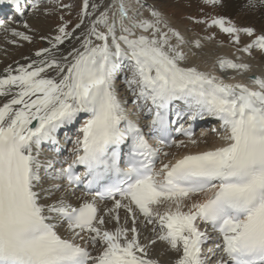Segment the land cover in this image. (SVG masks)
<instances>
[{"label": "snow or ice", "instance_id": "obj_1", "mask_svg": "<svg viewBox=\"0 0 264 264\" xmlns=\"http://www.w3.org/2000/svg\"><path fill=\"white\" fill-rule=\"evenodd\" d=\"M6 2L19 11L17 0ZM203 3L217 7L222 0ZM99 7L92 4L89 12L84 0L73 31L60 24L51 48L35 53L41 59L0 75V264H158L148 252L156 240L178 253L174 264H264V77H251L255 87H249L184 64L181 33L155 9L149 10L151 19L143 18L131 0H113L75 37L79 47L57 57L52 50ZM196 22L219 28L233 44L240 43V34L252 38L238 51L264 52V32L237 27L224 16ZM193 44L201 47L199 39ZM217 63L221 70L249 68L224 58ZM124 68L128 91L151 117L145 127L159 145L186 146L168 139L170 126L184 116H209L219 121L221 146L157 167L168 153L149 145L118 98L115 80ZM177 103L183 109L174 107ZM81 114L87 118L71 141L73 159L53 175L55 160L40 159L43 145L59 154L58 131ZM175 131L197 143L183 124ZM128 141L121 167V146ZM77 166L84 171L77 172ZM42 172L66 183L45 188ZM81 185L76 205L68 196ZM55 192L61 195L54 197ZM108 200L111 207L102 208ZM121 209L132 217L131 227L120 223ZM138 214L154 232L158 229L148 243L139 239ZM110 221L116 222L113 229L105 227ZM198 222L216 233L209 249L219 254L214 261L204 255L211 238Z\"/></svg>", "mask_w": 264, "mask_h": 264}, {"label": "bare ground", "instance_id": "obj_2", "mask_svg": "<svg viewBox=\"0 0 264 264\" xmlns=\"http://www.w3.org/2000/svg\"><path fill=\"white\" fill-rule=\"evenodd\" d=\"M143 1L145 5H148V9H155L161 13L163 18L168 22L169 26L176 29L184 37L186 43L182 47L186 55V60L183 62L188 66H196L202 71L210 72L213 75L220 77L226 83H243L249 87H255L251 84V77L260 76L264 77V52L259 48L256 53L250 56L249 52L238 51L239 47L236 44L231 43L225 37H216L214 39H207L208 35L196 33L197 31L187 32L185 26L181 23H178L174 20L173 17L166 14L163 11V2L161 0H139L138 4ZM113 3V0H102L101 7L91 17L85 18L84 25L80 29H76L75 35L65 40L62 45H59L57 49H53L57 57L61 55H67L68 51H71L73 47H79V41L75 39L76 36H80L81 32L85 31L86 27L90 24V21L99 15L100 11H104L105 7L108 4ZM89 8L88 11L92 12L91 5L99 4L98 0H88ZM133 2L134 6H138ZM219 7V16H224L226 19L230 20L231 18H236L239 23L244 26H251L254 29L256 34H261L264 32V0H255L254 4H250L249 0H222V3ZM115 7L109 11V15H112ZM140 8V7H139ZM147 9V10H148ZM45 14V15H44ZM42 16H37L36 14H31L26 18V21L23 23H13L6 24L5 36L0 39V75L5 74V69L12 67L15 69L21 64L29 63L31 60L41 59L35 56V53L39 50H29L24 51V39L19 36H16L15 32H23L25 35L29 36L32 33V30L35 27L46 28L44 25V16L49 15L44 13ZM143 18L151 19L150 13L146 14L141 13ZM54 20V19H53ZM46 22V19H45ZM80 23L77 22V24ZM27 24V27H25ZM51 27V26H50ZM51 29V28H50ZM75 29V27L73 28ZM73 29L71 31H73ZM39 31V29H38ZM70 31V32H71ZM47 32V31H46ZM57 31H52L51 34H46V37L42 39V48H51L49 40H51ZM199 39L201 42V47L196 48L193 44V41ZM41 48V49H42ZM27 58V59H26ZM224 58L227 60H232L235 63H243L249 65V68L246 71H237L230 68H225L221 70L217 63L218 59ZM51 74V73H50ZM2 99V98H0ZM209 123H213V127H210L206 130H201L194 135L193 139L197 142L196 144H191L189 141H184V147H176L174 145L171 150L170 156H176L180 153H196L200 151L211 150L215 147L221 146L222 141L220 140L221 135L223 134L222 129L219 127V121L215 119L209 120ZM209 130L210 132H206ZM44 160L47 158H43ZM42 160V159H41ZM43 161V160H42ZM43 174V172L41 173ZM43 187L48 188L42 184ZM63 191V189H61ZM61 192H55L54 197L60 196ZM81 196H72L71 200H75L79 204L80 200L77 199ZM43 202V201H42ZM105 205L101 206L102 208ZM108 207H111L107 205ZM120 223L125 224L127 221L128 227L132 226V217L127 216L124 209L119 211ZM108 220L107 217H105ZM116 226L115 221H110L105 224V227L108 229H113ZM136 227L139 230V239L141 243H148L149 240H154L156 238L157 232L151 231L153 228L152 225H147L144 223L143 216L137 215ZM99 250V248H98ZM94 254V250H92ZM149 256L152 259L158 261V264H174V260L177 257L178 253L169 249L167 244L161 243L156 240L155 244H149L148 246ZM98 253V252H97Z\"/></svg>", "mask_w": 264, "mask_h": 264}, {"label": "rangeland", "instance_id": "obj_3", "mask_svg": "<svg viewBox=\"0 0 264 264\" xmlns=\"http://www.w3.org/2000/svg\"><path fill=\"white\" fill-rule=\"evenodd\" d=\"M161 1L163 2V11L166 14L173 17L174 20L177 21L178 23L183 24L185 26V28H187L186 29L187 32L196 30L197 31L196 33H200L202 36H203V34H206L208 36H212L213 39L216 37H225L228 41H230L227 34L221 32L219 30V28L208 27L204 23H197L196 22L197 20H207L209 16H219V7L218 6L217 7L207 6L203 3V0H161ZM98 2H99L98 5L100 6L102 3V0H98ZM141 2H143V1H141ZM83 4H84V0H60V1L53 0V2L50 3L47 7L49 11H47L46 8H44L41 10V13H40V11H37L38 15L36 13H34L37 16H42V17H43L44 13L49 14V15L44 16V19H43L44 20L43 26H45L46 28L42 29L41 27H35L32 30V33L30 35V39L24 40L25 45H24V51L23 52H27L29 50L41 49L43 47L42 46V39L46 37V34H49V33L51 34V30L57 31L58 27L55 25L65 23L64 18L70 19V20H76V22H79L80 21V15H77V14H81V12L83 10ZM139 4L137 7L140 6ZM142 4L144 5L145 3L143 2ZM65 5H67V7H65ZM143 5H141V6H143ZM70 8H72V10L74 12L73 13L74 17L71 15H68L66 17L59 15L61 13V11H65V12L68 11L69 12L71 10ZM68 9H70V10H68ZM146 13L148 14L149 12H146ZM57 14H58V17H57ZM45 19H46V22H45ZM24 21H26V19ZM230 21L233 24H235L237 27L242 28V25L239 23V21L236 18L233 17L230 19ZM76 24L77 23H75L74 27L76 26ZM68 25H70L69 22L67 23V26ZM244 27L247 28V27H251V26H244ZM38 29H39V31H38ZM251 40H252V38L246 36L245 34H240V43L238 44V46L243 48L246 44H249L251 42ZM38 43H41V46H38L37 48H35V46H37ZM38 45H40V44H38ZM251 53H252V55H254L256 53V51H253V48H252L250 50V54ZM206 132H210V131L207 130ZM213 133H214V131L212 133L210 132V134H213Z\"/></svg>", "mask_w": 264, "mask_h": 264}]
</instances>
